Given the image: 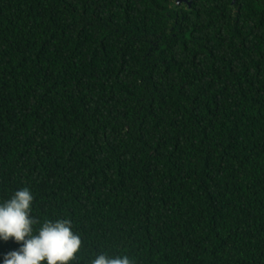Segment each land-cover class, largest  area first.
<instances>
[{"label":"trees","instance_id":"obj_1","mask_svg":"<svg viewBox=\"0 0 264 264\" xmlns=\"http://www.w3.org/2000/svg\"><path fill=\"white\" fill-rule=\"evenodd\" d=\"M234 1L0 0V202L70 220L71 264H264V0Z\"/></svg>","mask_w":264,"mask_h":264},{"label":"clouds","instance_id":"obj_2","mask_svg":"<svg viewBox=\"0 0 264 264\" xmlns=\"http://www.w3.org/2000/svg\"><path fill=\"white\" fill-rule=\"evenodd\" d=\"M27 187L16 190L0 202V242L18 247L0 253V264H71L81 249V237L72 231L68 219L45 220L38 230L30 215L33 202ZM90 264H133L127 255L97 254Z\"/></svg>","mask_w":264,"mask_h":264},{"label":"water","instance_id":"obj_3","mask_svg":"<svg viewBox=\"0 0 264 264\" xmlns=\"http://www.w3.org/2000/svg\"><path fill=\"white\" fill-rule=\"evenodd\" d=\"M185 2H188V0H184ZM234 2H236V0L234 1Z\"/></svg>","mask_w":264,"mask_h":264}]
</instances>
